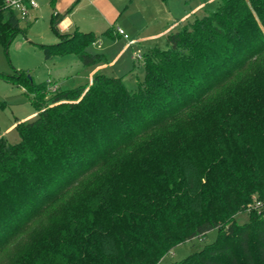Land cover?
Segmentation results:
<instances>
[{
  "label": "trees",
  "instance_id": "obj_1",
  "mask_svg": "<svg viewBox=\"0 0 264 264\" xmlns=\"http://www.w3.org/2000/svg\"><path fill=\"white\" fill-rule=\"evenodd\" d=\"M54 29L59 41L40 46L46 60L110 64L87 51L93 32ZM21 34L0 0V42L8 48ZM165 38L168 49L141 56L136 92L102 70L85 89L16 79L36 116L16 122L19 142L0 134L1 264H156L213 231V242L173 264H264V0H221ZM197 146L211 157L198 158ZM213 173L222 182L207 198ZM254 195L260 214L238 223ZM206 208L221 218H204ZM50 216L55 224L26 252L2 257Z\"/></svg>",
  "mask_w": 264,
  "mask_h": 264
},
{
  "label": "rangeland",
  "instance_id": "obj_2",
  "mask_svg": "<svg viewBox=\"0 0 264 264\" xmlns=\"http://www.w3.org/2000/svg\"><path fill=\"white\" fill-rule=\"evenodd\" d=\"M38 7L30 9L29 17L24 20L21 16L22 34L17 37L7 48L0 42V134L6 136L11 143L20 140L18 132L13 129L5 132L15 122H21L24 118L34 113L29 94L17 86L16 79L21 74L23 78L28 77L36 84L51 81L62 87L87 88L91 85L94 75L98 71L85 69L80 59L73 55H59L52 60H46L41 45H52L58 42V35L54 27L61 28L60 24L65 18H70L76 22L81 31H92L95 35V42L87 51L91 54L105 55L111 62L125 46V44L135 38H144L152 34L163 32L164 29L171 28L170 32L181 30L194 23L197 18H203L208 13L216 9L217 3L221 0H105L106 4H113L118 8V15L112 17L107 11H100L91 0H80L79 3H72L69 10L61 13L58 4L61 0H34ZM55 3V4H54ZM73 5V6H72ZM104 10V9H103ZM124 29V36L113 40L109 37V29L115 32L118 27ZM72 29L71 32L75 30ZM62 33L60 30H58ZM166 36L154 39H141L136 42L130 50L123 53L120 61H116L107 69H103L107 75L123 77L124 84L130 91H138V82H142L145 75L143 65L144 56L159 48L168 49ZM31 117L30 119L34 118ZM196 156L200 159L210 158L208 150L201 146L196 147ZM210 185L206 189V196L212 197L215 193L212 188L221 184L222 177L217 173L210 176ZM253 196V202L245 204L237 210L234 216L238 223L246 224L252 222L260 212L256 205L259 199ZM130 200V209L141 212L142 209L133 205ZM134 206V208H132ZM209 218L215 215V219H220V212L210 211ZM37 222V221H36ZM36 227L27 235L21 244L5 252L4 256L9 262L14 261L19 254L26 252L32 241L48 232L49 228L55 224L52 216L43 220H38ZM38 230V231H37ZM217 237V232L209 234L206 242L193 239L179 242L172 246V249L163 253L156 264H173L179 262L195 251L211 243ZM29 238V239H28ZM155 244L165 247L163 240L154 241ZM145 247L142 245L140 250ZM1 262L6 263L4 260Z\"/></svg>",
  "mask_w": 264,
  "mask_h": 264
},
{
  "label": "crops",
  "instance_id": "obj_3",
  "mask_svg": "<svg viewBox=\"0 0 264 264\" xmlns=\"http://www.w3.org/2000/svg\"><path fill=\"white\" fill-rule=\"evenodd\" d=\"M54 1H56V0H54ZM74 1L75 0H61L59 2V4H58V7L61 10V13L66 11V9H68L69 6H71L72 3L74 4ZM76 1H75V3H76ZM91 1L96 4V6L98 7V9L100 11H107L106 13H109V15H111V16L113 15L112 17L118 15V8H116V6H114L112 3L111 4H106V3H104L105 0H91ZM118 1H121V0H118ZM79 2H80V0L78 1V3ZM60 27L61 28H59L58 30H60L62 32L61 34H73L75 32H84V33L92 32V31H81L80 27L76 25V22H74V20H72L70 18H65L61 22ZM74 27H76L75 30L73 32H71ZM171 28H172V26L170 28L164 29L163 32H159L158 34H152V35L146 36L144 38H139L138 37V38L131 39V40H129L127 38L126 40H129V41L125 44L124 48L116 56H114L115 57L114 60H112L110 62V64H108V65H104V66H100V67L96 68L95 71L107 69L111 65L116 63V61H120V59L122 58L123 53L125 51H127V50H130L131 47L134 46L135 43L140 41L141 39H154V38H157V37H161L162 38V37L166 36L170 32ZM118 30L124 31V29H121L120 26L118 27ZM115 34L118 35V31L115 30ZM58 41H59V39H58ZM33 116H36V115L32 114V115L24 118L21 122L30 120V118L33 117ZM15 127H16V122L12 124V126L5 132V134L8 133L9 131L15 129Z\"/></svg>",
  "mask_w": 264,
  "mask_h": 264
},
{
  "label": "built area",
  "instance_id": "obj_4",
  "mask_svg": "<svg viewBox=\"0 0 264 264\" xmlns=\"http://www.w3.org/2000/svg\"><path fill=\"white\" fill-rule=\"evenodd\" d=\"M6 4L12 7L22 19L29 17L30 9L37 8L38 5L34 0H5ZM119 33L127 39V35L122 30ZM141 58V56H139Z\"/></svg>",
  "mask_w": 264,
  "mask_h": 264
}]
</instances>
